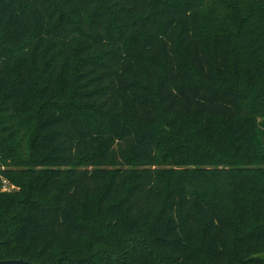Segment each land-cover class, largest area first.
Instances as JSON below:
<instances>
[{
	"label": "trees",
	"instance_id": "1",
	"mask_svg": "<svg viewBox=\"0 0 264 264\" xmlns=\"http://www.w3.org/2000/svg\"><path fill=\"white\" fill-rule=\"evenodd\" d=\"M0 156V260L264 264V0H0Z\"/></svg>",
	"mask_w": 264,
	"mask_h": 264
},
{
	"label": "water",
	"instance_id": "2",
	"mask_svg": "<svg viewBox=\"0 0 264 264\" xmlns=\"http://www.w3.org/2000/svg\"><path fill=\"white\" fill-rule=\"evenodd\" d=\"M0 264H34V263L23 259H8V260H0Z\"/></svg>",
	"mask_w": 264,
	"mask_h": 264
},
{
	"label": "rangeland",
	"instance_id": "3",
	"mask_svg": "<svg viewBox=\"0 0 264 264\" xmlns=\"http://www.w3.org/2000/svg\"><path fill=\"white\" fill-rule=\"evenodd\" d=\"M0 168H2V169L5 168L4 164L1 161V156H0ZM16 188L17 187H15V185H13V184L4 183V179H3L2 189H6L7 191H10V190H13V189H16Z\"/></svg>",
	"mask_w": 264,
	"mask_h": 264
},
{
	"label": "built area",
	"instance_id": "4",
	"mask_svg": "<svg viewBox=\"0 0 264 264\" xmlns=\"http://www.w3.org/2000/svg\"><path fill=\"white\" fill-rule=\"evenodd\" d=\"M4 183H8L9 184V182L7 180H5V179H4ZM3 190H6V189H3Z\"/></svg>",
	"mask_w": 264,
	"mask_h": 264
}]
</instances>
